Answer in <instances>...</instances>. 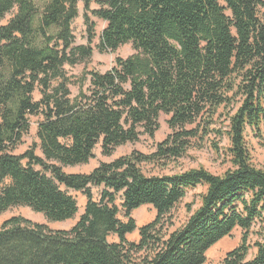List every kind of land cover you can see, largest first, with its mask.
<instances>
[{
	"label": "trees",
	"instance_id": "obj_1",
	"mask_svg": "<svg viewBox=\"0 0 264 264\" xmlns=\"http://www.w3.org/2000/svg\"><path fill=\"white\" fill-rule=\"evenodd\" d=\"M80 2L86 45L72 33ZM92 17L105 22L97 51L131 43L135 53L116 56L107 71L69 76L64 65L92 55ZM161 114L170 132L151 153L133 150L85 174L63 171L97 147L110 156L141 134L153 138ZM34 115L38 143L15 154ZM222 116L225 130L214 126ZM248 129L264 137V0H0V213L27 206L64 221L78 211L69 190L86 197L67 230L20 215L0 223V264H205L236 228L240 242L221 264H264L263 232L250 240L264 224V169L251 161ZM224 136L231 167L222 174L144 170L206 141L217 151ZM198 185L199 205L175 226L173 209ZM142 205L156 215L137 227L131 213ZM135 230L138 239L128 240Z\"/></svg>",
	"mask_w": 264,
	"mask_h": 264
},
{
	"label": "rangeland",
	"instance_id": "obj_2",
	"mask_svg": "<svg viewBox=\"0 0 264 264\" xmlns=\"http://www.w3.org/2000/svg\"><path fill=\"white\" fill-rule=\"evenodd\" d=\"M93 8L96 7V4L93 3L91 5ZM92 21L94 22V32L95 38L92 41L93 52L90 57V60L87 64H76L74 66L64 65V71L69 76H78L80 75L85 68L88 69H96L100 72L107 71L113 64V61L116 56L127 57L133 53L135 50L133 49L131 43H126L121 45L116 50L112 51H104L99 52L95 49V46L98 41V36L101 30L105 26V22L100 20L97 17H92ZM72 33L74 35V44L75 45H86L88 43L86 37V27L83 21V4L80 2L78 4V16L74 19L72 23ZM71 92L75 94L77 92V87L71 86ZM34 98L38 100L40 98V94L38 91L34 92ZM222 111H219V114H222ZM224 114L226 112L224 111ZM223 117H215L214 126L220 128L221 130H225L226 122H223ZM40 120V116H31L30 117V130L28 134H26L23 138V142L14 150L15 154L21 155L23 154L30 146L38 143L36 137V125ZM170 132L168 125L166 123V116L161 114L159 117V128L155 132L153 138H150L146 134H141L139 139L133 143H126L124 145H120L114 149L110 156H105L101 154V150L97 147L94 150V156L87 163L75 165V166H65L63 167V171L66 173L73 174H85L93 170L100 162H109L119 156L126 155L131 151H138L141 153L149 154L155 149L156 142L161 141L165 138V136ZM245 141L247 148L250 153L251 161L258 167L264 169V137L257 138L254 136L253 132L249 129L245 133ZM228 140L224 136L220 140H218L217 146L219 150L216 151L214 147H211L209 142H205L203 145L199 147H191L187 150L183 157L178 158L177 160L170 162L168 165H165L162 169L159 167L153 168L152 165H147L144 167L145 171L148 172H161L166 174H172L177 172H182L191 168H204L207 171L213 174H222L226 169L231 167L229 157L226 154L225 148L227 147ZM35 153L41 156L40 150L36 147ZM26 159H22V163H26ZM38 168V166H36ZM205 188L198 185L194 188L188 189L183 200L175 206L172 211V221L175 226H179L184 222L186 217L188 216V212L186 210L188 205H191L192 210L195 209L199 205V195L204 192ZM91 192L94 199H98L100 195V191L98 187H92ZM77 203L78 211L76 215L72 219L64 220V221H49L45 218L42 213H38L33 211L31 208L27 206H14L7 209L4 212L0 213V223L3 221L13 217V216H23L26 219L46 225L48 228L53 230H67L73 226V224L77 221L80 214L83 212L86 197L80 191H72L69 190ZM119 204V200L117 201ZM156 215V211L153 209L151 205H142L139 208L135 209L131 213V217L135 220L136 226L139 227L152 219H154ZM120 219H124L122 213L119 214ZM259 231L264 234V224L256 225L250 230V240L253 241L256 239V235L254 232ZM241 230L236 228L233 230L230 236H226L219 240L216 244H214L207 252H206V263L205 264H221V261L226 254L227 251L231 250L235 246H237L240 242ZM128 240H137L138 239V231L127 235ZM109 241L117 240L115 235H111L108 237ZM253 252V251H252Z\"/></svg>",
	"mask_w": 264,
	"mask_h": 264
}]
</instances>
